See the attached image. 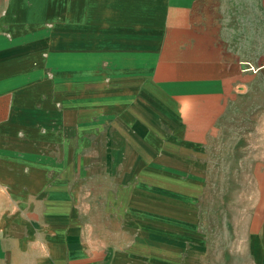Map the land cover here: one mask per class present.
<instances>
[{"label":"crops","instance_id":"1","mask_svg":"<svg viewBox=\"0 0 264 264\" xmlns=\"http://www.w3.org/2000/svg\"><path fill=\"white\" fill-rule=\"evenodd\" d=\"M106 98L127 137L74 128L96 113L72 102ZM92 133L113 170L125 147L127 163L164 148L182 169L251 162L259 178L264 0H0V264H197L198 221H119L127 198L73 148Z\"/></svg>","mask_w":264,"mask_h":264},{"label":"rangeland","instance_id":"2","mask_svg":"<svg viewBox=\"0 0 264 264\" xmlns=\"http://www.w3.org/2000/svg\"><path fill=\"white\" fill-rule=\"evenodd\" d=\"M69 108L78 114V118L85 112L96 113L90 115L94 117L75 120L76 130L84 131L93 125V129L103 133L112 129L125 137L128 135L127 130L117 123L116 101L113 99L77 100ZM84 144L82 147L73 145L79 164L83 166L82 161L88 159L87 163L84 162L85 170L106 176L103 181L107 187L113 188L114 195L121 193L127 198L114 212L119 221L132 218L151 219L158 223L168 219L188 221L193 226L198 221L207 244L202 235L198 244H191L190 252L201 255L197 264H264V174L258 173L259 178L255 177L256 163L202 162L182 169L167 157L171 153L164 148L127 163L125 147L118 167L113 170L102 161L103 151L109 146L100 133L89 135ZM261 165L264 171V163ZM158 181L185 183L194 188L195 195L175 193L176 196L171 194L173 192L158 190L154 187ZM194 205L196 211L193 213ZM177 208L187 210L195 218L165 211ZM140 224V230L148 226ZM173 234L182 236L176 232ZM174 247L184 249L183 242L171 248Z\"/></svg>","mask_w":264,"mask_h":264}]
</instances>
